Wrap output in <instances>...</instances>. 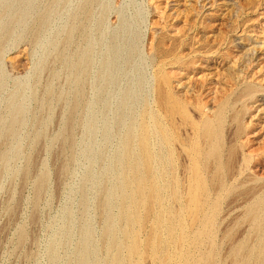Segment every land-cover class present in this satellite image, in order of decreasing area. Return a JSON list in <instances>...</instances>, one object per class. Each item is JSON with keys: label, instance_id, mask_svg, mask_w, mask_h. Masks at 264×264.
<instances>
[{"label": "rangeland", "instance_id": "1", "mask_svg": "<svg viewBox=\"0 0 264 264\" xmlns=\"http://www.w3.org/2000/svg\"><path fill=\"white\" fill-rule=\"evenodd\" d=\"M12 1L0 0V38L5 31L10 35L2 66L9 89L25 83L30 120L12 146L3 148L0 137V264H257L250 254L263 234L255 232L247 210L264 181L248 177L229 182L217 202V215L206 216L202 210L191 211L188 182L176 188L175 200V188L168 183L158 193L152 167L137 171L97 163L94 148H105L107 157L119 148L118 129L104 139L102 121L89 134L78 117L65 143L74 82L56 60L57 46L85 0H72L68 8L53 12L38 46L29 39L35 11L24 23L10 26ZM99 4L107 10L106 36L118 34L121 42L131 39L139 51L110 90L108 119L115 117L122 90L150 96L154 80L164 75L170 79L173 98L189 102L190 122L201 129L206 119L219 118V132L230 138L236 117L251 121L262 134L254 147L262 145L264 0ZM152 40L156 50L150 52ZM7 95L0 93V108ZM149 111L157 115L155 105ZM35 114L38 124L31 121ZM38 132H43L41 139ZM260 171L264 173V166ZM141 177L146 186L139 192ZM215 201L212 193L207 211Z\"/></svg>", "mask_w": 264, "mask_h": 264}, {"label": "bare ground", "instance_id": "2", "mask_svg": "<svg viewBox=\"0 0 264 264\" xmlns=\"http://www.w3.org/2000/svg\"><path fill=\"white\" fill-rule=\"evenodd\" d=\"M72 2V0H13L9 8L14 12L9 24L16 27L24 23L25 18L35 11L34 27L29 39L31 45L38 46L53 12L57 13ZM106 13L107 10L99 4V0H85L79 15L72 16L71 24L66 30L67 34L57 46L56 60L67 69L74 82L71 109L66 118L68 129L64 135L65 143L74 129V120L78 117L89 134H93L95 124L102 121L104 139L111 136L112 129H118V133L115 134L119 136V148L109 157L106 156L105 148H94L92 153L97 163L106 161L104 164L110 168H133L137 171H145L152 167L158 193L162 191V184L168 183L175 188L171 193L175 200L179 197L177 189L180 183L188 182L186 195L191 211L198 213L202 210L206 216L217 215V202L223 196L229 182L234 183L240 178L245 180L248 177L256 183L264 181V173L259 174L264 166V138L261 146L254 147L262 135L256 132V125L251 121L243 123L242 119L236 117L235 129L229 139L223 131L219 132V118L206 119L200 129L189 121L187 109L189 102L179 103L173 98L168 90L170 79L164 75L154 80L150 96L140 97L137 95L138 92L135 93L130 88L122 90L116 105L115 117L112 120L108 119L106 111L109 109L110 90L117 85V76L135 61L139 51L137 43L131 39L121 42L118 34L106 36L108 23ZM120 25L123 29L126 28L123 21H120ZM1 29L5 30L4 27ZM2 34L0 93L6 91L8 95L5 107L0 108V137L2 147L6 149L12 146V141L16 137L21 136L26 125H29L30 117L23 95L25 83L20 81L11 89L8 88L9 76L2 62L10 35L7 31ZM154 49L156 50V46L154 47L152 40L149 51L152 52ZM151 105H155L157 115H152L149 111ZM135 106H139V110L133 113ZM176 116L179 118L176 119ZM31 121L38 124L41 120L35 114ZM41 133L38 132V139L42 138ZM8 155L6 159L9 163ZM181 169L184 175H180ZM27 174L28 168L24 171L23 178ZM144 180V177H141L138 184L139 192L146 186ZM42 185L43 180L38 184V192ZM261 188L263 190L247 210V217L252 222L255 232L263 234V238H260L257 244L254 243L255 252L250 254L251 256L254 254L257 264H264L262 261L264 185ZM212 193L216 196V201L207 211L206 205ZM212 217L205 224L206 234ZM21 239L23 240V235Z\"/></svg>", "mask_w": 264, "mask_h": 264}]
</instances>
